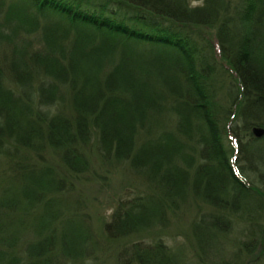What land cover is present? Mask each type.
Returning a JSON list of instances; mask_svg holds the SVG:
<instances>
[{
    "label": "trees",
    "instance_id": "trees-1",
    "mask_svg": "<svg viewBox=\"0 0 264 264\" xmlns=\"http://www.w3.org/2000/svg\"><path fill=\"white\" fill-rule=\"evenodd\" d=\"M253 127L264 129V0H0V264H84L97 251L69 198L92 156L151 192L118 200L103 225L116 264H186L158 234L189 202L205 209L188 228L195 264H241L249 246L264 258ZM56 222L71 224L58 235ZM238 223L245 241L227 256L219 242Z\"/></svg>",
    "mask_w": 264,
    "mask_h": 264
},
{
    "label": "rangeland",
    "instance_id": "rangeland-1",
    "mask_svg": "<svg viewBox=\"0 0 264 264\" xmlns=\"http://www.w3.org/2000/svg\"><path fill=\"white\" fill-rule=\"evenodd\" d=\"M193 5L200 4L195 2ZM240 139V144L243 146L246 142L243 135H240ZM226 143L229 145L228 140H226ZM239 153L240 156L237 162L241 167L243 166L241 151ZM91 162L93 164L92 172L79 179L80 182L75 183V190L69 195L72 201L71 204L78 202V213L83 216L89 233L98 244L97 251L86 259L84 264H116L117 244L115 241L106 238L102 231L103 225L110 221L118 200L132 199L135 196L145 193L147 195L151 192H149L147 182L142 177L131 174L126 166H102L101 161L94 156H92ZM192 203L181 204L180 207H176L174 212L170 211L167 218H165V224L162 226L161 232L158 234L169 247L181 255L183 262L186 264H195L197 261L188 239L189 225L194 220L196 213L199 214L205 210L203 208L199 210L197 205ZM70 224L56 222L54 227L57 234L60 235ZM242 228L243 225L238 223L234 231L219 242L220 245L223 244V251L227 256H230L233 252L236 253L239 249V242L245 241ZM136 240H132V242ZM234 259L236 263L241 264L243 262L245 264H256V262H263L264 260L263 257H260L259 248L252 250L251 246L245 249L244 252H240L239 256Z\"/></svg>",
    "mask_w": 264,
    "mask_h": 264
},
{
    "label": "water",
    "instance_id": "water-1",
    "mask_svg": "<svg viewBox=\"0 0 264 264\" xmlns=\"http://www.w3.org/2000/svg\"><path fill=\"white\" fill-rule=\"evenodd\" d=\"M251 134L256 139H261L264 136V129L261 127H253L251 129Z\"/></svg>",
    "mask_w": 264,
    "mask_h": 264
}]
</instances>
